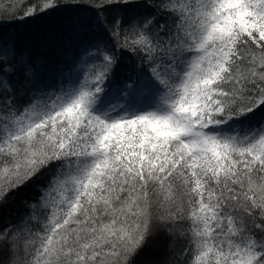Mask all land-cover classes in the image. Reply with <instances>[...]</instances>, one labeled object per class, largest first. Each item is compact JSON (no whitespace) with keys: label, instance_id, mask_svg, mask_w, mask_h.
<instances>
[{"label":"snow or ice","instance_id":"1","mask_svg":"<svg viewBox=\"0 0 264 264\" xmlns=\"http://www.w3.org/2000/svg\"><path fill=\"white\" fill-rule=\"evenodd\" d=\"M62 10L103 35L58 91L0 32V205L40 181L0 264H137L156 239V264H264V0H18L0 29Z\"/></svg>","mask_w":264,"mask_h":264},{"label":"trees","instance_id":"2","mask_svg":"<svg viewBox=\"0 0 264 264\" xmlns=\"http://www.w3.org/2000/svg\"><path fill=\"white\" fill-rule=\"evenodd\" d=\"M17 3L18 0H0V9ZM89 16L88 12L62 10L36 19L9 23L0 32L9 40L16 39L22 52L31 55L41 79L49 86L47 91H58L61 82L71 80L72 74L78 69L72 68L74 59L103 35L102 29L97 31L95 24L89 23ZM133 60L138 62V58L128 54L122 61L117 70L121 79L131 71ZM70 68L72 71L69 76ZM38 184L40 181H34L8 196L0 205V226L15 223L26 215L27 203L39 195ZM165 244L163 239L150 242L138 257L137 264H156L162 258Z\"/></svg>","mask_w":264,"mask_h":264},{"label":"rangeland","instance_id":"3","mask_svg":"<svg viewBox=\"0 0 264 264\" xmlns=\"http://www.w3.org/2000/svg\"><path fill=\"white\" fill-rule=\"evenodd\" d=\"M77 76H80V68L76 69V71L72 74L71 80H75ZM82 78V76H81Z\"/></svg>","mask_w":264,"mask_h":264}]
</instances>
